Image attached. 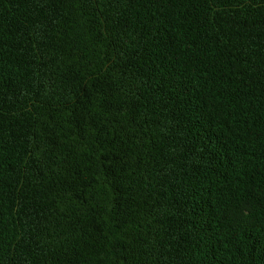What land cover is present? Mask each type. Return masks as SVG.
Returning <instances> with one entry per match:
<instances>
[{"label": "trees", "instance_id": "obj_1", "mask_svg": "<svg viewBox=\"0 0 264 264\" xmlns=\"http://www.w3.org/2000/svg\"><path fill=\"white\" fill-rule=\"evenodd\" d=\"M0 264H264V0H0Z\"/></svg>", "mask_w": 264, "mask_h": 264}, {"label": "snow or ice", "instance_id": "obj_2", "mask_svg": "<svg viewBox=\"0 0 264 264\" xmlns=\"http://www.w3.org/2000/svg\"><path fill=\"white\" fill-rule=\"evenodd\" d=\"M2 158V156H0ZM261 250L264 251V244L261 245Z\"/></svg>", "mask_w": 264, "mask_h": 264}]
</instances>
